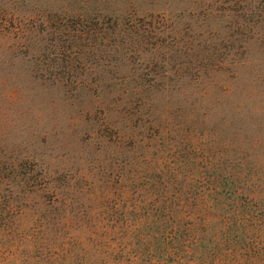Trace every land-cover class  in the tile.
Returning a JSON list of instances; mask_svg holds the SVG:
<instances>
[{
  "label": "rangeland",
  "instance_id": "1",
  "mask_svg": "<svg viewBox=\"0 0 264 264\" xmlns=\"http://www.w3.org/2000/svg\"><path fill=\"white\" fill-rule=\"evenodd\" d=\"M173 209L264 264V0H0V264H114Z\"/></svg>",
  "mask_w": 264,
  "mask_h": 264
},
{
  "label": "trees",
  "instance_id": "2",
  "mask_svg": "<svg viewBox=\"0 0 264 264\" xmlns=\"http://www.w3.org/2000/svg\"><path fill=\"white\" fill-rule=\"evenodd\" d=\"M235 210L239 209H234V214L241 212ZM241 216L245 221V215ZM150 217L131 239L128 256L117 259L119 253L110 249L116 254L111 258L114 264H244L246 258L259 252L258 243L240 242L245 239L242 219L224 215L219 226L208 233L211 225L195 221L194 215L182 217L175 209L167 217Z\"/></svg>",
  "mask_w": 264,
  "mask_h": 264
}]
</instances>
